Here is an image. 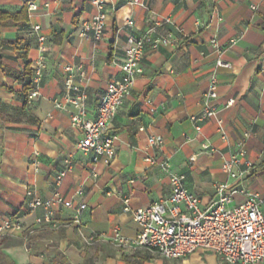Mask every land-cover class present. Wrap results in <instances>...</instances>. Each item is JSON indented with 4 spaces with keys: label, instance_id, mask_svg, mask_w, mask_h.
<instances>
[{
    "label": "crops",
    "instance_id": "1",
    "mask_svg": "<svg viewBox=\"0 0 264 264\" xmlns=\"http://www.w3.org/2000/svg\"><path fill=\"white\" fill-rule=\"evenodd\" d=\"M108 1L107 6L117 10L109 14L103 39L95 43L78 35L81 24L97 13L94 0H0V11L18 13L26 8L28 13L27 21L0 25V224L16 216L27 231L36 229L31 243L32 236L27 244L22 240L24 232L6 238L0 244V264H53L56 250L70 264H225L207 249L165 259L147 249L117 247L110 238L117 227L127 238L140 231L133 213L124 210L125 199L138 209L168 197L171 188L168 171L161 167L164 162L169 171L186 176V186L204 208L216 200V185L221 182L264 196V159H260L264 0ZM30 4L37 9L30 10ZM217 15L223 20L218 21ZM163 18L172 23L159 26L158 33L177 35L178 44L147 51L143 72L109 130L118 138V155L110 167L93 165L91 154L76 150L82 136L72 127L69 113L55 107V102L65 103L64 68L84 65L89 76L83 82L89 94L88 112L94 118L108 82L122 75L128 34L144 35ZM128 19L134 21L133 28ZM36 25L48 38L49 50L40 97L30 101V90L24 91L18 77L41 56L38 39L30 33ZM215 36L223 59L233 66L218 70L214 102L226 125L227 140L219 133L216 119L203 123L201 135L191 121L202 110V95L221 55L211 42ZM75 81H80L78 76ZM246 133H250L247 157L256 166L249 176L234 180L224 172L223 163L237 151ZM151 135L162 136L163 145L149 146ZM68 163L71 167L60 191L74 206L86 204L83 224L73 223V210L55 207L65 226L45 230L35 224L43 210L28 211L26 192L35 189L49 198L56 176ZM79 189L84 190L83 196L77 195ZM246 199L237 194L234 204ZM93 234L100 237L89 244Z\"/></svg>",
    "mask_w": 264,
    "mask_h": 264
},
{
    "label": "built area",
    "instance_id": "2",
    "mask_svg": "<svg viewBox=\"0 0 264 264\" xmlns=\"http://www.w3.org/2000/svg\"><path fill=\"white\" fill-rule=\"evenodd\" d=\"M108 0H94L97 13L84 21L78 35L81 39L101 41L108 25L109 14L115 12L117 7L107 6ZM30 10H36L35 4H30ZM218 21L223 19L217 15ZM200 20L197 19V24ZM172 23L170 18H163L156 26L144 35L128 34V48L121 66V77L108 82L105 91L100 97L97 114L94 118L88 112V89L83 84L89 76L84 65H67L65 87L67 90L65 103L55 102V107L69 113L71 125L81 132L82 138L76 145L77 152L92 155V164H104L110 167L118 155L117 136L109 130L119 109L125 104L131 94L137 77L143 72V60L149 49H158L161 46H176L179 38L173 33L159 34L157 28L162 24ZM130 28L135 23L132 19L127 22ZM178 32L183 34L184 29ZM31 35H35L39 42L41 56L32 65L31 89L29 100L40 97V86L44 70L47 67L46 54L48 52V38L42 34L41 26H34ZM213 46L221 53L216 63V70L211 75L207 89L202 95V110L191 117L197 135L202 134V125L209 119H216L218 131L224 140L228 139L226 125L219 118V110L214 105L218 99L219 69H232L231 63L223 59V52L219 48L217 36L211 40ZM78 76L80 81L76 82ZM250 133H246L238 143L237 151L224 160L223 170L232 179L247 177L252 173L256 162L247 157L246 142ZM164 139L159 135L148 137V145L160 147ZM73 158V156H72ZM264 159V148L260 153ZM194 160V158H192ZM59 172L55 180V188L49 198H42L35 189L29 188L26 192L28 198L27 209L33 213L43 210L35 218V224L49 231H59L65 226L57 217L55 207L71 209L74 211L73 223L83 224L82 214L86 208L85 203L74 206L71 200H65L61 194L64 178L70 169ZM161 167L168 171L170 180V194L165 199L138 209H132L130 199L124 200V210L132 212L134 220L140 226V231L134 238L125 237L119 227L115 228L111 242L120 248L147 249L157 253L165 259H181L194 253L198 249H207L218 254L225 264H262L264 263V196L259 193L248 192L244 189L232 188L228 183L216 185V200L208 207L201 205L200 198L185 184L186 176L181 173L169 171L168 163ZM245 167V169H241ZM92 176L97 178L98 172L93 170ZM247 196L244 203L235 205V196ZM78 196L84 195V190L77 191ZM22 240L26 242L36 233V229L26 230L25 224L16 216L8 217L0 224V244L8 237L23 233ZM25 232H27L25 234ZM100 236L93 234L88 243Z\"/></svg>",
    "mask_w": 264,
    "mask_h": 264
},
{
    "label": "trees",
    "instance_id": "3",
    "mask_svg": "<svg viewBox=\"0 0 264 264\" xmlns=\"http://www.w3.org/2000/svg\"><path fill=\"white\" fill-rule=\"evenodd\" d=\"M28 13L27 9L23 8L18 13H10L0 11V25L8 20L13 21H27ZM18 79L24 84V91L27 93L31 89V80H32V68L30 63H28L25 67L24 73L18 77ZM35 236H32L30 239V243L33 242ZM53 264H70L67 258L60 252L54 251V262Z\"/></svg>",
    "mask_w": 264,
    "mask_h": 264
}]
</instances>
